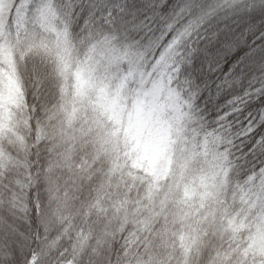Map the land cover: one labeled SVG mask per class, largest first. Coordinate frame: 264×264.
I'll list each match as a JSON object with an SVG mask.
<instances>
[{
	"label": "clouds",
	"instance_id": "9594fccd",
	"mask_svg": "<svg viewBox=\"0 0 264 264\" xmlns=\"http://www.w3.org/2000/svg\"><path fill=\"white\" fill-rule=\"evenodd\" d=\"M42 8L43 26L41 13L32 11L30 23L0 34V152H30L53 139L56 124L70 119L88 147L89 167L98 164L96 172L111 174L129 200L127 223L113 225L119 247L108 243L102 253L94 241L82 247V228L73 220L77 198L57 171L72 172L78 165L61 159L55 166H37L34 174L26 170L22 185L14 170L5 173L0 236L20 223L37 236L27 264L31 256L39 257L36 264H157L154 234L139 225L163 197L170 211L186 206L190 222L205 230L214 220L237 264H264V130L255 143L251 138L264 129V107L257 116L240 119L233 98L209 93V104V97L202 99L203 93L186 84L181 60L169 46L93 29L77 38L60 6L46 0ZM37 33H47L50 42L43 52ZM37 55L48 64L46 79L54 90L50 105L39 108L29 102L26 75ZM54 147L62 157L63 144L56 141ZM130 234L133 240L123 243ZM241 253L248 259L240 261Z\"/></svg>",
	"mask_w": 264,
	"mask_h": 264
},
{
	"label": "trees",
	"instance_id": "16d2710c",
	"mask_svg": "<svg viewBox=\"0 0 264 264\" xmlns=\"http://www.w3.org/2000/svg\"><path fill=\"white\" fill-rule=\"evenodd\" d=\"M54 1L71 18L77 38L90 29L123 39L150 37L154 46L167 45L175 50L186 84L197 94L203 93L202 99L209 97V93L220 94L221 100L233 98L240 119L245 116L251 119L264 107V0ZM29 102L38 108L44 107V93L41 91L36 95L31 88ZM208 103L211 104V97ZM2 129L0 124V131ZM262 130L257 128L252 133L253 143ZM73 138L71 136L70 140ZM56 141L64 146L62 157L55 155ZM47 143L49 147L41 143L38 149L36 146L30 152L20 151L17 155L6 156L0 152V180L7 171L14 170V179L22 185L28 174L26 170L30 169L34 174L37 166L46 163L55 166L61 159L66 164L67 142L58 135ZM247 146L251 147V144ZM77 165H80L79 161ZM97 167L98 164L90 167L89 174L80 180V186H72L77 198L73 220L82 228V247L86 248L89 241H94L97 252L102 253L104 249L100 245L97 226L102 208L111 201L109 195L113 188L110 184L100 183L104 172H96ZM57 171H61L63 179L68 181L66 168ZM103 187L107 188L105 195ZM118 241H121L120 236L110 243L119 247ZM122 242L131 241L128 238ZM37 244V236L20 223L7 236H0V264H27L30 251ZM38 259L31 256L32 264ZM89 259L94 260V256Z\"/></svg>",
	"mask_w": 264,
	"mask_h": 264
},
{
	"label": "rangeland",
	"instance_id": "374dc122",
	"mask_svg": "<svg viewBox=\"0 0 264 264\" xmlns=\"http://www.w3.org/2000/svg\"><path fill=\"white\" fill-rule=\"evenodd\" d=\"M47 2L56 5L54 0H47ZM45 3L46 0H0V34L10 27L16 28L22 23H30L29 13L31 10L41 13L40 20L41 26H43L47 21V17L44 15L46 10L42 8ZM55 30L53 25V32ZM46 37L47 33L36 34L37 45L41 52L50 46ZM3 60L4 56L0 54V61ZM7 60L9 64L14 65L15 61L11 55L7 57ZM48 70V64L42 55H37L26 69L31 88L36 95L41 91L44 93L46 104L51 103L54 91L50 80L46 79ZM51 135L52 137L60 135L64 143L67 142L66 164L70 163L69 159L79 161L81 166H74L75 171H68V181L74 187L80 186L82 183L80 180L89 174V164H91L88 147L80 140L81 133L72 126V121L68 119L61 124H56L51 129ZM71 136L74 137L72 140H70ZM44 144H48L49 147V143ZM39 145H37V149ZM100 183L104 186L110 184L113 188V193L109 195L111 201L102 208L101 221L97 226L101 248L105 249L111 240L119 236V233L114 232V223L117 220L121 224L127 223V217L123 213L128 207L129 200L113 182L111 174H104V177L100 178ZM104 192L107 193V188H104L103 195H105ZM128 195L131 196L132 193ZM150 198L151 195L147 194L146 199ZM190 217V210L183 205L170 211L167 200L162 197L153 206L150 214L142 218L140 229L154 234L158 245L157 264H237L236 254L229 247L230 242L226 241L223 229L217 230L216 227H213L212 224H215V221L212 220V224L205 230L198 224H192ZM209 219L211 220V217ZM128 238L132 241L133 235L130 234ZM239 259L240 261L248 259V254L241 253Z\"/></svg>",
	"mask_w": 264,
	"mask_h": 264
}]
</instances>
